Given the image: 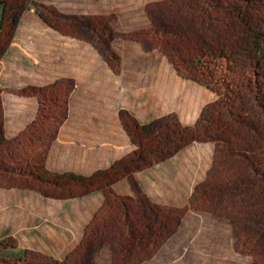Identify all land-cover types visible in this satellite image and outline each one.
Here are the masks:
<instances>
[{
  "label": "rangeland",
  "instance_id": "rangeland-1",
  "mask_svg": "<svg viewBox=\"0 0 264 264\" xmlns=\"http://www.w3.org/2000/svg\"><path fill=\"white\" fill-rule=\"evenodd\" d=\"M33 1L64 16L109 19L117 37L112 48L121 59V72L115 75L106 65L91 45L94 36L90 31L73 29V37L61 34L65 37L61 39L46 32L36 13L27 10L21 18L18 45L23 50L27 48L31 57L22 52L2 59L1 100L8 99V94L19 96V92L31 87L28 82L32 80L44 83L50 70L62 66L72 76L46 86L56 85L44 104L45 114L50 117L56 113L53 109L57 105V114L63 116L66 111L67 118L69 98L77 84L82 94L90 91L102 96L94 97L96 109L106 104L111 110L119 104L120 111L141 124L174 114L181 125L192 126L202 109L216 100L211 91L183 78L177 70L180 66H176L186 63L185 58L193 50L206 48L233 33L231 22L223 18L210 26L206 13L198 10L199 0ZM2 10L0 5V25ZM100 48L102 51L103 46ZM56 52L58 56H54ZM131 149L130 145L129 154ZM214 156L211 144L189 146L173 158L168 170L157 168L145 174L146 188L153 199L144 193L160 206L190 207V197L206 179ZM174 167L177 169L173 172ZM28 198L23 190L0 188V244L15 246L0 248V264H19L17 260L26 251L34 253V264L44 263L45 258L62 261L67 256L70 264H112L109 243L120 232V226L114 211L94 221L103 197L64 202L63 220L50 203ZM255 198L242 192L231 201H218L209 210L203 206L189 209L152 249V257L139 264H264V227L260 228L254 217L258 207ZM113 264L132 263L117 260Z\"/></svg>",
  "mask_w": 264,
  "mask_h": 264
},
{
  "label": "trees",
  "instance_id": "trees-1",
  "mask_svg": "<svg viewBox=\"0 0 264 264\" xmlns=\"http://www.w3.org/2000/svg\"><path fill=\"white\" fill-rule=\"evenodd\" d=\"M0 5V60L12 43L23 14L33 10L64 36L73 37V29L90 31L94 36L91 45L110 70L120 74L121 59L112 48L117 37L109 19L64 16L33 0H5ZM197 5L199 11L206 13L210 26L223 18L231 22L233 33L206 48L193 50L185 58L186 63L176 66H180L177 70L183 78L211 91L216 100L202 109L192 126L181 125L174 114L141 124L121 110L122 128L135 149L106 170L84 177L46 168L50 146L66 118V111L63 116L57 114L58 100L52 117L44 111L48 92L56 85L29 87L18 93L34 97L39 112L35 121L11 140L6 138L0 93V188L33 192L58 201L100 194L103 204L94 221L105 212L114 211L120 226V232L109 243L114 256L112 264L117 260L132 264L149 260L159 240L189 209L203 206L209 210L218 201H231L242 192L255 195L258 207L254 217L257 225L264 227V0H199ZM67 100L63 101L65 109ZM194 144L213 145L215 156L206 179L190 197V207L177 209L152 202L136 175L168 162ZM120 182L127 183L132 196L113 190ZM0 248L15 246L0 244ZM33 258L34 253L26 251L17 262L34 264ZM44 261L38 264H70L68 256L62 261Z\"/></svg>",
  "mask_w": 264,
  "mask_h": 264
},
{
  "label": "crops",
  "instance_id": "crops-1",
  "mask_svg": "<svg viewBox=\"0 0 264 264\" xmlns=\"http://www.w3.org/2000/svg\"><path fill=\"white\" fill-rule=\"evenodd\" d=\"M28 12L34 14L33 10ZM41 24L46 32L57 34L61 39L65 38L44 22L41 21ZM21 28L20 21L18 30L4 57L9 54H21L22 52L26 56L31 57V54L29 55L26 53L27 48L26 50H23L22 47L18 45V33ZM56 44L59 45V42L57 41ZM63 45L64 44L60 42L59 47L61 50H63ZM49 53L51 54V52ZM53 54L54 56L59 55L58 52ZM54 56L51 58H55ZM4 57L2 59H4ZM2 59L0 60V64L3 62ZM48 75L49 76L46 78L47 81L44 83H41V81L38 80H32L28 83L31 87H46L56 84L66 76H72L71 73L65 72L64 66L61 68L56 67L55 70H50ZM76 86L77 87L73 90L69 98L68 116L59 129L55 141L50 146L46 168L51 172L72 173L87 177L97 171L108 169L114 162L129 154L130 145L132 147L131 152L134 146L122 128L119 118L120 105L115 104L111 110L107 109L106 104L96 109L95 105L97 106V103L95 102L96 99L94 97L102 98V96L97 93H91L90 91H86V93L82 94V92L80 93L79 91V85L77 84ZM7 96L8 99H2L4 107V126L6 138L11 140L20 135L32 122L35 121L39 112V103L35 98H22L12 94H8ZM22 108H24L25 111ZM9 109L12 110L9 111ZM172 160L173 158L147 172L136 175L137 181L149 197L152 198L153 195L150 193V190H147L146 188L147 181H145V174L152 171L155 172L158 170L157 168H161V170L166 168L165 170H168L167 168H170L171 165H169V163ZM176 169L177 168L174 167L173 172ZM166 181L167 177H164V183ZM113 190L125 196L130 194L126 182H120L115 185ZM16 194L15 196H17ZM93 196L98 199L102 198V196L98 194L86 198ZM24 197H29L37 202L40 201L46 204L50 203L51 206L56 207L55 211L57 212V216L63 220L65 211L64 202L66 201L46 199L36 193L28 191H24ZM82 199L83 198L68 201L76 202ZM54 207H51L53 211Z\"/></svg>",
  "mask_w": 264,
  "mask_h": 264
}]
</instances>
